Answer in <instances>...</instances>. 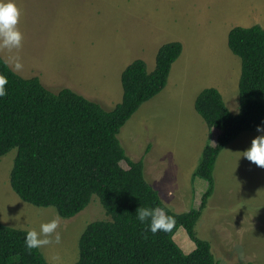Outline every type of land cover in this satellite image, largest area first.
<instances>
[{"label":"trees","instance_id":"1","mask_svg":"<svg viewBox=\"0 0 264 264\" xmlns=\"http://www.w3.org/2000/svg\"><path fill=\"white\" fill-rule=\"evenodd\" d=\"M228 46L241 60L239 111L231 113L213 87L195 99L194 109L210 134H218L216 140L209 135L194 172L207 183L200 204L179 213L162 202L144 177L143 160L133 161L117 134L143 102L165 87L182 52L180 42L158 49L152 72L142 59L128 64L121 76L122 100L111 109L71 88H50L38 77L23 78L0 56V75L8 81L7 94L0 98V156L16 149L9 174L12 191L34 206L55 208L62 218L78 214L96 195L110 217L86 226L74 264H219L210 243L198 238L194 227L213 192L220 151L264 121V26L233 27ZM143 207L163 208L175 218V226L168 233L146 231L136 219ZM179 227L195 244L188 253L173 239ZM27 232L0 222V264H49L39 248L26 250Z\"/></svg>","mask_w":264,"mask_h":264},{"label":"rangeland","instance_id":"2","mask_svg":"<svg viewBox=\"0 0 264 264\" xmlns=\"http://www.w3.org/2000/svg\"><path fill=\"white\" fill-rule=\"evenodd\" d=\"M26 1L27 10L20 29L25 33L23 47L30 44V48L28 52L24 51L26 55L23 58L39 61L42 59V50L50 42L49 34L45 32L51 25L50 9L43 8L45 6L42 7L38 0ZM219 4L211 3L205 6L204 11L211 18L212 25L221 27V35L215 41L211 36L212 39L207 42V35L203 38L197 33H187L190 31V25L187 24L191 18L186 19L187 26L181 21V34L192 36L186 45L191 49L187 59L181 58L183 43L180 42L182 52L171 66L165 87L143 102L117 134L125 153L133 161L143 160L146 181L152 186V181L159 183L161 180L163 187L168 186L159 196L176 213L199 206L207 185L203 179L194 176V172L202 149L209 140L207 137L210 135L212 140H216L218 134L216 130L210 134L190 101L196 99L203 89L218 87L229 111L236 114L239 110L237 82L241 60L230 51L227 44L228 54L225 52L223 40L227 24L235 19L248 18L234 16L233 19H223L218 23L232 10L222 9ZM258 24L264 26V19ZM163 26L160 30H163ZM166 36L173 39L175 31L166 32ZM148 47L155 48V45L148 43ZM135 52L141 54L146 51ZM145 64L148 71L155 65L154 62L149 65L147 61ZM171 73H174L172 80ZM113 78L115 80L107 84L106 91L116 85L120 97L106 98L110 104L94 99L106 109L113 108L122 94L120 76ZM199 126H203V129L199 130ZM259 134L256 130L242 132L220 151L213 169L214 189L206 202L210 208L218 205L216 211L219 214L214 216L212 210L203 208L194 227L196 236L210 243L219 264H264V168L257 167L241 156V152L250 146L252 138ZM15 155L16 149L13 148L0 156V222L10 227L39 232L42 224L57 220V229L47 237L51 242L39 249L49 264H74L79 255L78 240L86 226L96 220H109L110 217L96 195L71 218L60 217L53 207H37L22 201L9 183ZM56 233L60 235L59 243L55 239ZM173 239L184 253L195 247L183 227L176 230Z\"/></svg>","mask_w":264,"mask_h":264},{"label":"crops","instance_id":"3","mask_svg":"<svg viewBox=\"0 0 264 264\" xmlns=\"http://www.w3.org/2000/svg\"><path fill=\"white\" fill-rule=\"evenodd\" d=\"M38 1L42 7L45 6L43 8L50 9L51 22V25L45 30L49 34L50 42L42 50V59L39 61L24 60L23 57L26 55L24 51H29L30 44L23 47V43L19 49L0 48V56L13 70L14 59L18 57L23 67L19 71H14L23 78L38 77L46 87H68L86 98L96 99L106 104L111 103L106 101V98L118 99L120 97L117 86L106 91L107 84L115 80L113 76L119 75L122 89V72L132 61L140 58L147 61L149 65H152V62L156 64L158 49L169 41L182 42L183 54L181 58L187 59L188 53L191 51L186 46L192 38L191 35H188L189 33L194 35L197 33L203 38L204 35H207V42L212 37L214 41L217 40L221 35V27L217 28L210 23L211 18L204 11L205 6L211 3L218 5L220 2L219 5L222 9L232 8L218 23L223 19H233L234 16L248 18L247 20L235 19L225 26L227 35L225 33L223 43L226 53L228 52L226 49L228 34L233 27L244 23L252 26L264 19V0ZM14 3L21 12L17 28L22 33L20 28L23 25L22 17L26 14L27 1L14 0ZM187 18H191V22L188 24ZM181 21L185 25H190L188 34H181ZM234 24L235 26L231 27ZM162 25H164L163 30H160ZM170 30L175 31L173 39L166 36V32ZM22 34L24 38L25 33ZM148 43H153L155 48L148 47ZM135 51L146 52L135 54ZM154 68L147 71L152 72ZM173 75L174 73H171L170 80ZM216 89L222 95V91L218 87ZM122 96L123 89L117 103L122 100ZM194 102L195 99L190 101V105L193 107ZM202 129L203 126H199V130ZM148 179L152 181L150 178ZM160 181L159 183L152 181V187L158 191L159 195L168 188V186L163 187ZM204 208L212 210L214 216L219 214L216 211L219 209L218 205H213L212 209L210 204L207 206L206 203Z\"/></svg>","mask_w":264,"mask_h":264},{"label":"clouds","instance_id":"4","mask_svg":"<svg viewBox=\"0 0 264 264\" xmlns=\"http://www.w3.org/2000/svg\"><path fill=\"white\" fill-rule=\"evenodd\" d=\"M21 16L14 0H0V48L19 49L22 46L23 34L17 28ZM23 65L19 58H15L13 68L16 71L21 70ZM8 83L7 78L0 75V98L6 93L5 85ZM256 132L259 135L252 138L250 146L242 153V157L253 163L259 168H264V121L256 126ZM136 219L146 226L145 230L150 231L153 235L158 232L168 233L175 226V218L169 216L163 208L143 207L137 209ZM58 227L57 220H52L40 226L39 232L30 230L23 239L26 250L42 247L51 241L47 238L55 232ZM43 237V238H42ZM56 242L59 243L60 235L56 233Z\"/></svg>","mask_w":264,"mask_h":264}]
</instances>
